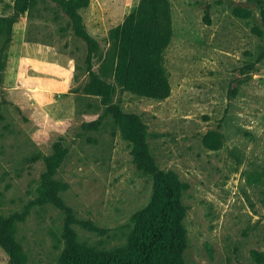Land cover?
<instances>
[{
    "label": "rangeland",
    "instance_id": "rangeland-1",
    "mask_svg": "<svg viewBox=\"0 0 264 264\" xmlns=\"http://www.w3.org/2000/svg\"><path fill=\"white\" fill-rule=\"evenodd\" d=\"M16 1L0 0V20L12 16ZM34 1L0 35V221L15 219L26 264H60L70 249L125 247L156 175L167 171L188 185L185 264H264L252 254L264 255V22L256 0H169L166 100L126 92L114 79L112 31L141 0H91L86 24L100 46L91 64L61 8ZM22 62L70 71V91L13 98L7 75ZM89 66L114 87L110 104L85 94ZM119 114L144 125L150 171L135 165ZM58 142L69 149L55 175L66 189L42 203L45 157ZM8 263L0 247V264Z\"/></svg>",
    "mask_w": 264,
    "mask_h": 264
},
{
    "label": "trees",
    "instance_id": "trees-1",
    "mask_svg": "<svg viewBox=\"0 0 264 264\" xmlns=\"http://www.w3.org/2000/svg\"><path fill=\"white\" fill-rule=\"evenodd\" d=\"M67 15L74 35L84 40L89 48L88 63L100 46L86 30L80 11L90 6V0H52ZM261 6L264 22V0H256ZM34 0H17L12 16L0 20V35L3 28L13 24L28 13ZM239 15L241 10L236 11ZM261 33V32H260ZM173 19L169 0H141L137 11L127 15L121 25L112 31L115 49L114 79L126 92L152 100H166L171 96L170 74L165 66V55L172 42ZM8 40H11L9 36ZM91 81L84 92L101 97L104 104L111 103L115 92L93 72L87 71ZM120 133L131 144L134 163L142 171L153 168V159L147 145L144 125L135 115L119 114L117 118ZM213 138L209 145H213ZM69 154L64 143L58 142L53 153L45 157V171L41 176L38 197L42 203L52 200L66 189L55 175ZM188 185L173 171L159 172L154 181L153 194L149 204L134 218L135 228L125 247L112 251L91 249L66 250L60 264H185L183 253L188 243L184 220L187 208L183 194ZM16 221L6 218L0 221V247L9 257L8 264H26L27 256L16 240ZM253 257L264 261V255L256 251Z\"/></svg>",
    "mask_w": 264,
    "mask_h": 264
},
{
    "label": "crops",
    "instance_id": "crops-1",
    "mask_svg": "<svg viewBox=\"0 0 264 264\" xmlns=\"http://www.w3.org/2000/svg\"><path fill=\"white\" fill-rule=\"evenodd\" d=\"M94 12V5L91 4L87 9L83 10L81 14L84 20V24L86 26V30L89 35L94 38L96 35L90 31L88 28L87 20L91 19L90 16ZM123 23V22H122ZM47 47V46H46ZM18 66L17 68H11V71L7 75L8 80L14 81L10 87H8V92L11 93V96L22 97V95L33 93L32 97L36 100L37 98H52L54 95L58 93H64L70 91L72 87V74L70 71L65 73H61V75L54 74L51 65L35 64L34 67L30 65L25 67V62ZM35 107L38 114L39 104H32ZM39 115H41L39 113ZM43 117V116H42Z\"/></svg>",
    "mask_w": 264,
    "mask_h": 264
}]
</instances>
